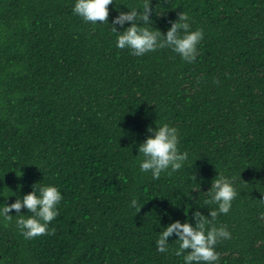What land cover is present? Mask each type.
I'll use <instances>...</instances> for the list:
<instances>
[{
  "label": "trees",
  "instance_id": "1",
  "mask_svg": "<svg viewBox=\"0 0 264 264\" xmlns=\"http://www.w3.org/2000/svg\"><path fill=\"white\" fill-rule=\"evenodd\" d=\"M73 4L0 0V203L34 184L63 197L47 235L25 239L17 216L0 217V264H183L175 235L157 251L161 227L208 216L219 175L238 193L214 221L231 234L216 245L219 264H264V0H150L154 29L187 12L204 30L192 63L169 48L119 49L110 25L83 21ZM116 15L109 5V24ZM162 123L190 159L155 180L137 146Z\"/></svg>",
  "mask_w": 264,
  "mask_h": 264
},
{
  "label": "clouds",
  "instance_id": "2",
  "mask_svg": "<svg viewBox=\"0 0 264 264\" xmlns=\"http://www.w3.org/2000/svg\"><path fill=\"white\" fill-rule=\"evenodd\" d=\"M114 4L115 0H74L72 12L87 23L97 24L99 21L110 25L112 33L116 35V47L128 49L136 57L169 48L187 63L196 60L204 30L192 29L187 12H179L177 19L170 21V27L162 33L151 27L153 9L150 8V0H145L142 11L138 7L127 8L126 12L119 11ZM109 5H113L118 12L110 24ZM126 23L129 26L125 27ZM117 26L123 30L119 31ZM146 131L150 135L137 146V153L143 157L139 162L141 172H150L152 178L158 180L162 173L171 175L185 167L190 155L180 150V134L175 126L162 123L155 128L147 127ZM192 179L196 180L195 174ZM206 192L209 196L206 203L215 204L216 208L208 211V216L198 210L193 212L194 224L185 219L183 223L175 220L161 227L163 230L156 240L158 252H167L169 237L175 235L178 241L175 255L183 257V264H219L220 254L216 251V245L230 239L231 234L227 226L216 225L214 221L217 216L229 213L238 193L231 178L223 175L212 180ZM62 199L56 186L34 184L32 190L22 198H16L11 204L0 203V217L11 220L17 216V226L25 239L47 235L50 234V223L59 215L58 206ZM130 206L138 207L136 198L131 200ZM22 208L31 215L21 214ZM12 212L16 214L11 215Z\"/></svg>",
  "mask_w": 264,
  "mask_h": 264
}]
</instances>
